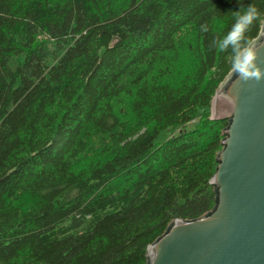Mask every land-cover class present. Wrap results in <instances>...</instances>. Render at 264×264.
I'll return each instance as SVG.
<instances>
[{"label":"trees","instance_id":"16d2710c","mask_svg":"<svg viewBox=\"0 0 264 264\" xmlns=\"http://www.w3.org/2000/svg\"><path fill=\"white\" fill-rule=\"evenodd\" d=\"M249 5L264 13V0H0V264H147L174 220L214 209L227 121L211 103L232 71L212 42Z\"/></svg>","mask_w":264,"mask_h":264},{"label":"water","instance_id":"95a60500","mask_svg":"<svg viewBox=\"0 0 264 264\" xmlns=\"http://www.w3.org/2000/svg\"><path fill=\"white\" fill-rule=\"evenodd\" d=\"M264 70V21L252 42ZM211 119L227 121L210 180L214 209L176 219L147 248V264H264V79L231 72L211 103Z\"/></svg>","mask_w":264,"mask_h":264},{"label":"clouds","instance_id":"9594fccd","mask_svg":"<svg viewBox=\"0 0 264 264\" xmlns=\"http://www.w3.org/2000/svg\"><path fill=\"white\" fill-rule=\"evenodd\" d=\"M261 15H264V13H261L254 5L234 11V19L230 29L218 40H213L212 42L214 48L222 53L230 49V70L245 81L264 79V70L257 63L258 52L252 47L251 41L246 36L253 22L258 21ZM200 30L207 32L209 27L206 24H202ZM148 264H152L150 258Z\"/></svg>","mask_w":264,"mask_h":264}]
</instances>
